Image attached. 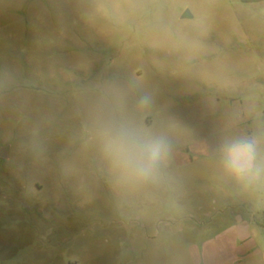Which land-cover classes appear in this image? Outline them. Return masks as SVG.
I'll return each instance as SVG.
<instances>
[{
  "label": "rangeland",
  "instance_id": "obj_1",
  "mask_svg": "<svg viewBox=\"0 0 264 264\" xmlns=\"http://www.w3.org/2000/svg\"><path fill=\"white\" fill-rule=\"evenodd\" d=\"M113 83L173 145L157 183L120 182L92 135ZM250 133L264 0H0V264H264V186L215 156Z\"/></svg>",
  "mask_w": 264,
  "mask_h": 264
},
{
  "label": "clouds",
  "instance_id": "obj_2",
  "mask_svg": "<svg viewBox=\"0 0 264 264\" xmlns=\"http://www.w3.org/2000/svg\"><path fill=\"white\" fill-rule=\"evenodd\" d=\"M128 94L123 86H101L89 110L90 129L120 182L130 186L157 183L173 145L161 132L144 128L123 114ZM150 97L136 96L134 109L147 106ZM220 179L243 188L264 186V137L250 133L225 139L216 149Z\"/></svg>",
  "mask_w": 264,
  "mask_h": 264
},
{
  "label": "water",
  "instance_id": "obj_3",
  "mask_svg": "<svg viewBox=\"0 0 264 264\" xmlns=\"http://www.w3.org/2000/svg\"><path fill=\"white\" fill-rule=\"evenodd\" d=\"M184 17H186V14L184 15ZM6 151H7L6 148H3V149H2L1 157H5V156H6Z\"/></svg>",
  "mask_w": 264,
  "mask_h": 264
}]
</instances>
